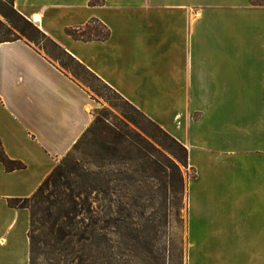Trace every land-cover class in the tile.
<instances>
[{
    "label": "crops",
    "instance_id": "crops-1",
    "mask_svg": "<svg viewBox=\"0 0 264 264\" xmlns=\"http://www.w3.org/2000/svg\"><path fill=\"white\" fill-rule=\"evenodd\" d=\"M96 1L94 5L91 3ZM15 9L187 148V264H264V0H15ZM98 20L107 41H76ZM89 91L0 44V264H30L32 198L95 121Z\"/></svg>",
    "mask_w": 264,
    "mask_h": 264
},
{
    "label": "trees",
    "instance_id": "trees-1",
    "mask_svg": "<svg viewBox=\"0 0 264 264\" xmlns=\"http://www.w3.org/2000/svg\"><path fill=\"white\" fill-rule=\"evenodd\" d=\"M95 3L97 2L91 4ZM0 14L4 19L0 20V44L26 41L39 47L41 41L48 42L70 63L103 83L144 116L156 131L151 132L142 126H137L138 130H134L108 119L97 118L74 147L78 148L84 143L89 134L99 136L102 156L99 157L95 170L81 167L77 162L68 164L64 161L32 198L9 201L11 207L29 209L31 213L30 264H38L40 257L45 264H112L111 251L114 249V242L108 237L109 227L117 229L119 235H122L124 242L120 243L123 247L138 248L142 243L150 246L144 240L142 232L131 229L125 222L123 226L126 231L122 234V225L110 223L105 217L98 215L95 204L107 201L109 195L120 185L127 188L133 187L139 181L153 182L158 186L161 205L166 209L164 219L167 221V209L172 195L181 192L183 188L179 165L186 168L189 166L187 148L102 82L34 23L23 17L15 9V0H1ZM67 34L82 42L107 41L110 38V30L98 20H92L84 27L68 29ZM44 51L49 59L59 64L62 71L78 79L72 73L70 63L60 57H53L47 49ZM156 145L169 155L161 153ZM0 161L9 172L25 169L23 163L7 157L1 142ZM119 163L128 165L126 171L108 170ZM146 250L152 253L149 247Z\"/></svg>",
    "mask_w": 264,
    "mask_h": 264
},
{
    "label": "rangeland",
    "instance_id": "rangeland-1",
    "mask_svg": "<svg viewBox=\"0 0 264 264\" xmlns=\"http://www.w3.org/2000/svg\"><path fill=\"white\" fill-rule=\"evenodd\" d=\"M0 20L4 21L1 14ZM35 48L45 55L44 49H47L53 57H60L70 63L46 41H41L39 47L35 46ZM56 64L59 66L58 63ZM70 64L72 73L77 75L76 80L87 88L97 104L94 111L95 119H108L112 123L117 122L134 130H138L137 126H142L151 132H156L144 116L110 91L103 83L75 64ZM69 75L73 77L72 74ZM99 141L98 135L89 134L84 143L74 148L61 160L60 164L64 161L68 164L77 162L81 167L95 170L99 157L102 156ZM156 148L164 155H169L158 145ZM127 166L126 163H119L108 170L122 172L126 171ZM179 166L183 177V188L181 192L172 195L169 209H167V221L164 219L166 209L161 205L158 186L153 182L139 181L133 187L127 188L120 185L109 195L107 201L95 204L98 215L105 217L110 223L122 225L120 230L122 234L126 231L123 226L125 222L131 229L142 232L144 240L150 243V246L142 243L138 248L123 247L120 243L124 242L122 235H119L117 229L109 227L107 234L114 242V249L111 251L112 264H187V186L193 173L190 172L189 166L187 168ZM100 212L103 213L100 214ZM148 247L152 253L146 250ZM38 264H45L42 257L38 260Z\"/></svg>",
    "mask_w": 264,
    "mask_h": 264
}]
</instances>
